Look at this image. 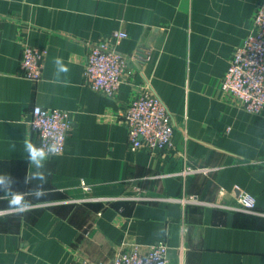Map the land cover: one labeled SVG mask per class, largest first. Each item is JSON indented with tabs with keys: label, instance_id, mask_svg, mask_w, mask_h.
Masks as SVG:
<instances>
[{
	"label": "crops",
	"instance_id": "crops-1",
	"mask_svg": "<svg viewBox=\"0 0 264 264\" xmlns=\"http://www.w3.org/2000/svg\"><path fill=\"white\" fill-rule=\"evenodd\" d=\"M258 1L0 0V174L31 187L33 106L68 110L72 121L65 150L45 165L49 195L29 197L23 214L0 200V264L110 262L162 240L169 264H264V113L220 89ZM115 31L127 34L116 49L145 55L128 60L107 95L84 69L91 45ZM25 44L47 50L37 80L21 67ZM55 57L70 69L68 86L54 83ZM147 84L172 113L173 149L129 147L124 112ZM240 190L261 213L236 208Z\"/></svg>",
	"mask_w": 264,
	"mask_h": 264
},
{
	"label": "built area",
	"instance_id": "built-area-1",
	"mask_svg": "<svg viewBox=\"0 0 264 264\" xmlns=\"http://www.w3.org/2000/svg\"><path fill=\"white\" fill-rule=\"evenodd\" d=\"M124 31H115L107 40L91 45L85 62V76L92 90L113 95L123 81L128 60L139 62L144 49L138 48L126 55L116 49L115 42L126 37ZM114 42V43H113ZM47 50L25 44L22 49L21 67L25 76L41 78ZM220 89L230 95L245 111L264 113V0H259L252 18L251 28L236 44L226 71L220 80ZM127 141L133 150L146 147L151 151L175 148V122L166 103L147 84L141 95L132 99L124 112ZM30 141L37 146L55 143L59 153L66 148L72 129L70 112L56 107L35 105L27 116ZM189 164L185 171L197 170ZM85 189L89 187L83 183ZM236 208L261 213L257 200L251 193L240 190ZM4 210H0L2 214ZM168 244L165 240L153 243L146 253L138 250L118 252L110 262L92 263L78 260L76 264H169Z\"/></svg>",
	"mask_w": 264,
	"mask_h": 264
},
{
	"label": "clouds",
	"instance_id": "clouds-1",
	"mask_svg": "<svg viewBox=\"0 0 264 264\" xmlns=\"http://www.w3.org/2000/svg\"><path fill=\"white\" fill-rule=\"evenodd\" d=\"M53 62L55 65L54 83L68 86L67 74L70 71L69 67L64 63L62 57H55ZM24 150L27 153V162L33 169L24 177V183L25 185H31V187L26 192H21L16 189V180L10 174H0V200H6L8 210L16 214H23L34 209V204L29 197L40 201L49 195V190L45 187L49 175L45 171V165L50 156L57 155L59 152L55 143L37 146L30 140H25Z\"/></svg>",
	"mask_w": 264,
	"mask_h": 264
}]
</instances>
